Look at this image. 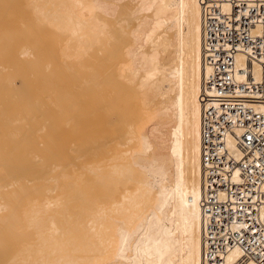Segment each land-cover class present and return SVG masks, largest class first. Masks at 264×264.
<instances>
[{
    "label": "bare ground",
    "instance_id": "bare-ground-1",
    "mask_svg": "<svg viewBox=\"0 0 264 264\" xmlns=\"http://www.w3.org/2000/svg\"><path fill=\"white\" fill-rule=\"evenodd\" d=\"M192 5L193 0H0V182L16 185L28 176L47 182L34 197L13 200L10 193L13 201L0 204V212L9 207L11 225L3 227L9 220L3 219L0 231L29 234L30 242L20 234L16 240H28L30 252L34 248L33 259L27 257L31 264H202L199 95L207 68L202 25L191 26L201 22V9L194 16ZM25 20L33 29L26 25V31ZM12 22L23 26L19 34ZM30 57L40 63L33 59L32 65ZM41 66L45 89L44 83L33 85L37 77L30 75ZM140 80L148 87L145 102L156 104L147 115L153 121L137 133L130 105ZM95 119L103 129L124 121L115 130L127 135L88 138V147L50 153L44 133L50 120L55 129H77L83 121L97 128ZM81 128L80 134L88 126ZM122 144L127 155L119 150ZM37 152L44 157L34 166L30 160ZM239 255L231 251L227 263Z\"/></svg>",
    "mask_w": 264,
    "mask_h": 264
},
{
    "label": "built area",
    "instance_id": "built-area-1",
    "mask_svg": "<svg viewBox=\"0 0 264 264\" xmlns=\"http://www.w3.org/2000/svg\"><path fill=\"white\" fill-rule=\"evenodd\" d=\"M199 4L202 264H264V0Z\"/></svg>",
    "mask_w": 264,
    "mask_h": 264
},
{
    "label": "rangeland",
    "instance_id": "rangeland-1",
    "mask_svg": "<svg viewBox=\"0 0 264 264\" xmlns=\"http://www.w3.org/2000/svg\"><path fill=\"white\" fill-rule=\"evenodd\" d=\"M192 7V9H191V13L190 14H192V15H194V16H196L197 14H200L199 12H200V10H199V8H200V4H199V2H198V0H193V5L191 6ZM124 8V10H122L123 11V13L124 14H126L127 12L125 11V10H127L126 8V6H124L123 7ZM21 12H23L22 10L23 9H21L20 7L18 8ZM18 9H16V10H18ZM18 10V11H19ZM25 10V9H24ZM19 11V12H20ZM25 22H26V20H25ZM16 27H17V24L19 23H17V22H12ZM27 23V24H26ZM25 24H22L24 27L26 26V25H31V24H33V23H31V24H28V22H26ZM30 23V22H29ZM10 24V23H9ZM115 23H112V26H115L114 25ZM199 24H201V22H198V21H195V24L192 22V24H191V26L192 27H196L195 25H199ZM4 27H6L5 25H3ZM9 26V25H8ZM23 26L21 27V24H18V27L20 28V30L18 31L17 29H15V27H12V25L11 26H9V29H10V31H11V28L10 27H12V29L14 28L15 29V31L19 34V32L21 31V28H23ZM34 26V25H33ZM33 26L31 25V27H32V29H33ZM41 26H43V27H41ZM40 26V28H41V30L44 28L45 29V27H44V25H41ZM190 26V25H189ZM3 27V28H4ZM17 27V28H18ZM26 31L27 30H29L30 29V27L28 28L27 26H26ZM2 29V28H1ZM8 29V27L6 28V30ZM8 29V30H9ZM13 29V30H14ZM25 29V28H24ZM23 29V30H24ZM5 30V29H4ZM22 30V32H26V31H23ZM31 30V29H30ZM1 31V30H0ZM21 32V33H22ZM42 32V31H41ZM44 32V31H43ZM17 34V35H18ZM0 36H2L1 34H0ZM17 37V36H16ZM41 37H43V36H41ZM20 38H21V34H20ZM17 39H18V37H17ZM20 40V39H19ZM21 40H22V38H21ZM18 41L17 42V44H20L19 42H22V41ZM42 42H43V44L45 43L44 42V40H42V39H40ZM42 42H39V43H41L42 44ZM36 44V43H35ZM17 46V45H16ZM13 52V51H12ZM14 53H15V51H14ZM17 53V52H16ZM31 59H32V65L34 64L33 62H34V60H37V61H39V63H40V59H34V58H32V57H30ZM43 58V57H42ZM34 59V60H33ZM194 59V54H191V60L190 61H192ZM42 60V59H41ZM110 62H112V60L110 61ZM109 61H108V63H110ZM42 63V62H41ZM35 69V67H32L31 68V73H30V75H32V74H34V75H32V76H34V77H37L36 78V80H35V83L34 82H32V84L34 85V84H36L35 86H38V85H41L42 83H44V81H42L41 80V78L42 77H44V76H40L42 73L43 74H45L44 72L45 71H40V70H43L42 69V66L40 67V69L38 68V69ZM32 69H33V72L35 71V73H33L32 72ZM23 71H24V69H23ZM22 71V72H23ZM39 71H40V73L41 74H39ZM38 73V74H37ZM36 74H37V76H36ZM56 77V84L58 85V77L60 76V75H55ZM19 77L20 76H17L16 78H18V79H16L15 81L17 82V85L20 83V81H21V79H19ZM30 77L31 76H29V79H30ZM45 77H46V75H45ZM72 77V76H71ZM43 79V78H42ZM191 79H192V82H197V75L196 74H194V75H192L191 76ZM31 80L32 81H34L32 78H31ZM41 80V81H40ZM143 80H140V82H139V84L136 86V90H135V96H134V98H133V102L131 103V105H130V108H131V110H132V114H133V122H134V131H136V129L138 128V130L136 131L137 133H140L139 132V130L141 131V132H143L144 131V129L147 127L146 126V124L147 123H149V122H152L153 120H152V118H149V117H151L150 116V113L155 109V107H154V105L156 104V102H154L155 104H153V105H147L148 103L147 102H145V101H147V99L144 97V95H145V91L147 90V88L148 87H146V84H143L144 83V81L142 82ZM31 82V81H30ZM38 82H40V83H37ZM142 82V83H141ZM155 82L156 81H154L153 82V84H151V85H153L154 86V84H155ZM56 84H55V86H56ZM33 85L31 86L30 85V83H29V88H28V90L30 91V90H32V89H30V87L31 88H33ZM63 85H64V83H63ZM21 86V85H20ZM144 86V87H143ZM148 86V85H147ZM41 88L42 87H44V89H45V87H46V85H45V83L44 84H42L41 86H40ZM39 87V89H41ZM57 87V86H56ZM35 88V87H34ZM33 88V89H34ZM75 88V87H74ZM126 89V97H125V100L127 101V87H125ZM144 88V89H143ZM153 88V87H152ZM38 89V90H39ZM35 90H37V88H35L34 90H32V91H34V93L32 94L31 92H30V95L32 94V95H35L36 96V92H35ZM66 90H69V86H67L66 87ZM28 91V92H29ZM144 92V93H143ZM117 94H119V93H117ZM124 94V93H123ZM139 94L141 95V97L139 96ZM31 95V96H32ZM42 95H43V93H42ZM30 96V97H31ZM144 97V98H143ZM45 98V96H43V99ZM33 99L34 100H32V97H31V100L33 101V102H35V98L33 97ZM42 99V100H43ZM41 100V101H42ZM155 99H153V101H154ZM31 101V102H32ZM156 101V100H155ZM43 102H45V100L43 101ZM150 104H151V102H150ZM149 106V107H148ZM151 107V108H150ZM58 108V107H57ZM48 109V108H47ZM151 109V110H150ZM51 111V110H50ZM136 111V112H135ZM56 112H58V110L56 109ZM133 112H135L136 113V115L133 113ZM34 113V112H33ZM135 115V116H134ZM149 117H148V116ZM148 118H147V117ZM52 118V117H51ZM41 120V117L40 118H38V120ZM51 122H52V120H50ZM92 121H94V120H92ZM49 123V124H51L52 125V127H51V125L50 126H48L47 124V126H46V128L48 129L47 131H46V128H45V131H44V133H45V135L47 134V136L49 137H45V138H47V143H50V144H48L47 145V148L49 149V151H50V153H52V151H55V152H58L59 154H64V153H68L69 152V149L68 148H70V149H72V147H75V148H73L72 150H77L78 149V147H82V146H84V147H88L87 145H89L90 146V144L92 145V143H90V141L92 142V140H94L96 137L98 138L99 137V140L101 139V137L102 136H104V135H108V138H112V139H116V137H118L120 134H122V135H124L125 133H126V135H127V130H125V131H123V129H122V131L120 132V131H118L119 129L118 128H120V127H122V123L124 122V121H118V122H116V123H114L112 126H109V127H104V129H103V127H102V125H99V120L98 119H95V121L94 122H97L98 123V125H97V128H98V131H97V128H96V126H94L93 127V123H89V124H92L91 125V127H90V129L91 128H93V129H91V130H89V124H86V122L85 121H83L82 123H80V125H81V127H83L84 129L88 126V128H86L85 130H84V132H85V134H84V132H82V134H80L81 132V130L80 129H82L81 127H80V129H79V124L77 125V129H76V126H71V127H67V126H65V128H63V126L62 127H60L59 128V126H61V125H59L58 124V126H56V128L58 127V129H60V130H58V129H55L53 126L54 125H56L55 123H60L59 122V120H58V122L56 121V119H55V123L54 122H52V123H54V124H52V123ZM47 123H48V121H47ZM85 123V124H84ZM97 123H95V124H97ZM117 123H118V125H117ZM120 124V125H119ZM125 124V123H124ZM135 124H137L136 126H135ZM150 124V123H149ZM149 124H147L148 126H149ZM83 125H87V126H83ZM127 125V124H126ZM141 125V126H140ZM144 126H146V127H144ZM124 127V126H123ZM122 127V128H123ZM135 127H136V129H135ZM143 127H144V129H143ZM94 128H95V130H94ZM125 128H127V126L125 127ZM53 129V130H52ZM64 129V130H63ZM88 129V131H86ZM100 129V130H99ZM115 129H118V130H115ZM143 129V130H142ZM76 130V131H75ZM105 131V133H104V131ZM121 130V129H120ZM75 131V132H74ZM80 133H79V132ZM83 131V130H82ZM91 131V132H90ZM100 131V132H99ZM103 131V132H102ZM40 132V131H39ZM64 132L66 133V136H64L65 134H64ZM87 132V133H86ZM108 132V133H107ZM135 132V133H136ZM57 133V134H56ZM71 133V134H70ZM74 133V134H73ZM90 133V134H89ZM104 133V134H103ZM71 136H70V135ZM73 134V135H72ZM41 135V134H40ZM55 135V136H54ZM82 135V136H81ZM126 135H124V136H126ZM75 136V137H74ZM78 136V137H77ZM113 136V137H112ZM55 137V138H54ZM65 137V138H64ZM66 137H68V138H66ZM74 137V138H73ZM77 137V138H76ZM54 138V139H53ZM91 139L92 138V140H90L89 141V139ZM94 138V139H93ZM125 139H126V137H124ZM123 138V140L125 141V139ZM63 139V140H62ZM69 140V141H68ZM72 140V141H71ZM89 141V142H87V143H90V144H87L86 143V141ZM120 141H123L122 140V138L121 139H119ZM58 141V142H57ZM54 142V143H53ZM94 142V141H93ZM84 143H85V145H84ZM116 141H115V143L113 142V143H111L110 144V146L111 147H113L114 145H116ZM124 145H126L127 144V142L125 141V142H122ZM64 144V145H63ZM66 144V145H65ZM71 144H72V146H71ZM74 144V145H73ZM80 144V146H78ZM123 144L121 145V147H119V150L120 151H122L123 152V154L124 155H127V152H124V151H126L127 150V148L126 149H122L123 148ZM54 145V146H53ZM82 145V146H81ZM48 146H51L50 148L48 147ZM62 146V147H61ZM61 147V148H60ZM63 147H64V149H63ZM124 147H127V145L126 146H124ZM54 148V149H53ZM115 148L116 149H118V147L116 146V147H114V148H111V151H113L112 149H114V151L113 152H116V150H115ZM51 149H53V150H51ZM67 149H68V152H67ZM64 150V151H63ZM64 153H63V152ZM71 151V150H70ZM37 154V155H36ZM36 154H34V155H36V156H34L33 155V157L31 158V165H39V162L38 161H40L43 157H44V155H43V153H41V152H37ZM36 157H37V159H36ZM41 157V158H40ZM37 160V161H36ZM36 163V164H35ZM16 176H18V175H16ZM4 178V176H1V174H0V180H2ZM28 178L29 179H31V180H26L25 179V181L23 182V181H19V182H16V185L14 184V185H12L13 183H15V182H13V181H9V183H6V182H4V181H1L0 182V187L2 188L1 189V194H0V204H3V205H9L13 200H14V198L15 199H17L18 197H25V196H31V197H34L36 194H37V192H35L34 193V191L36 190V189H38V187H39V189L41 188L42 190H44V189H46L45 187H46V184H47V182H46V179L45 178H41V179H38L39 181H36L37 180V178L35 179V177H32V176H28ZM32 179H33V183L31 182L32 181ZM44 179V181H42ZM35 180V181H34ZM28 181V182H27ZM8 182V181H7ZM11 182H13L12 184H11ZM30 182V183H29ZM3 183V184H2ZM4 183L5 184H9V185H7V187L6 186H4V188H5V191H4V188H3V185H4ZM25 183H27V184H25ZM11 184V185H10ZM22 184V185H21ZM24 185H26V186H24ZM35 185V186H34ZM36 185H37V187H36ZM9 186H11V187H9ZM17 186H18V188H17ZM27 186L29 187V188H27ZM41 186H44V187H41ZM32 187L34 188V189H32ZM7 188H9V189H7ZM19 188H21V189H19ZM10 190V191H9ZM18 191V193L17 192H14V191ZM21 190V191H20ZM23 190V191H22ZM2 192H4V194L2 193ZM6 193V194H5ZM10 193H11V195H10ZM14 193L15 194H17L16 196L14 195ZM25 193V194H24ZM7 194H8V197H6L7 196ZM19 194V195H18ZM6 195V196H5ZM12 196L11 198L13 199H11L10 198V196ZM24 195V196H23ZM3 196H5V200H4V197ZM14 197V198H13ZM17 197V198H16ZM7 198V199H6ZM2 200V201H1ZM11 201V202H10ZM8 202H9V204H8ZM5 209V208H4ZM3 211V210H2ZM7 211V212H6ZM6 211L4 210L3 212H0V216H1V214L2 213H4L3 215L4 216H2V217H0V225L2 226L8 219V221L6 222V224H4L3 225V227H7V226H10L11 224H10V219H12V217L10 218V216H11V214H9V216H7L8 215V213H10L9 211H10V209H9V207L8 208H6ZM7 214H6V213ZM6 214V215H5ZM3 219H4V223H1V222H3ZM8 224V225H7ZM24 231V230H23ZM1 232H2V234H1ZM21 232V233H20ZM24 232H26V231H24ZM23 232H22V230L20 231H17V232H14V231H12V230H10V231H0V234H1V236H2V239L4 240H1V241H3V242H5V245H4V243L2 242V243H0V264H17L18 262V264H27V263H29V264H31V262H33V260L31 261L29 258H32L33 256H34V254H36V252L34 253L33 251H34V248H33V250L31 249V252H30V250L28 249V245L30 244L29 242H30V240L28 239L30 236H29V234H26L27 236H29L28 238H26L25 236V238L26 239H28L29 240V242H28V240L27 241H23L22 243L20 242V241H22L21 239H19V243H18V240H16V236L17 235H19V236H21L20 238H22V239H24V237H23V234H22ZM24 235H25V233H24ZM18 236V237H19ZM5 240H7V241H5ZM17 241V242H16ZM7 242V243H6ZM21 243V245L22 246H20L19 244ZM29 243V244H28ZM26 244H28V245H26ZM4 246V248H3V246ZM2 246V247H1ZM23 246H26V247H24L23 248ZM7 247V248H6ZM22 248H23V251H22ZM27 248V249H26ZM30 248H32L31 246H30ZM21 250V251H20ZM18 251V252H17ZM31 253H29V252ZM33 252V253H32ZM26 253H29L30 255H31V257H30V255L28 254H26ZM14 254V255H13ZM18 254V255H17ZM22 255H23V257H22ZM26 255V256H25ZM24 256L27 258L28 256H29V258H25V261L23 260H21V261H19V260H17V259H19V257L20 258H24ZM16 259V261H14ZM33 259V258H32ZM11 260V261H10ZM26 260H27V263H25L26 262ZM31 261V262H30ZM20 262H23V263H20ZM34 263V262H33Z\"/></svg>",
    "mask_w": 264,
    "mask_h": 264
}]
</instances>
